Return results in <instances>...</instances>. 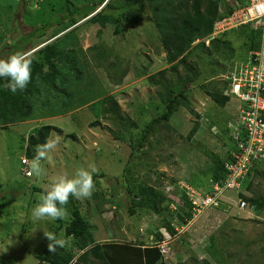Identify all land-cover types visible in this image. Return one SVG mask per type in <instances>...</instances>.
Segmentation results:
<instances>
[{"label": "rangeland", "instance_id": "374dc122", "mask_svg": "<svg viewBox=\"0 0 264 264\" xmlns=\"http://www.w3.org/2000/svg\"><path fill=\"white\" fill-rule=\"evenodd\" d=\"M29 1L33 8L39 7L40 0H22L24 5L19 2L14 7L16 10L20 6L18 11L9 14L10 6L16 0H0V5H4L0 16L3 18L0 21L1 33L7 29L9 32L6 36L12 35L18 39L33 30V26L28 25L31 17L24 15L27 12L25 4ZM55 1L57 9L65 2H53ZM76 1L80 5H92L99 0ZM96 12L97 10L82 21L88 22L87 19ZM8 15L13 17L10 25L6 17ZM4 21L8 27L4 25ZM151 26L153 25L149 21H143L136 26H126L123 34H115L113 27H108L110 29H101L102 34L99 35L100 27L91 24L82 25L79 31L80 46L88 61L86 70L94 77L96 84H93L96 90L90 96L91 100H99V94L104 89V93L114 95L120 105L121 115H127L130 121L125 120L123 124L108 115L110 118H101L98 126L90 127L89 121L95 118L94 111L88 109V105H83L61 115L40 114L43 117L14 122L0 128V264L40 263L37 254L49 242L44 237V231L54 233L55 221L32 220L31 210L42 194L38 188H45L53 178L61 175L72 177L79 168L89 171L94 168L95 172L92 174H98L94 180L92 197L75 199V203L90 221L95 238L99 241L157 243L158 227L163 228L166 217L170 219L169 214H156L147 208H138L139 212L132 214L128 188L137 190L140 184L151 186L152 183L177 200L182 187L188 186L192 193L193 190L203 193L212 188V182H209L205 174L210 172L214 153L225 156L231 147H235L230 137L237 134L235 129L240 117L238 108L241 102L233 98L226 106H219L206 93V85H201L209 84L207 87L210 88L209 81L212 78L218 80L219 85L223 84L226 73L240 60L227 61L224 75L219 73L212 77L213 73L208 72L212 59L203 53L197 56L198 51H195L191 57L199 61L203 73L199 80L189 83V101L182 102L169 124L152 123L154 131H146L147 138L141 144L139 139H142L145 122H151L157 115L155 104L162 105L160 90L163 88L151 83L149 77L163 69H167L166 74H163L165 80L172 74L175 76L174 71L169 68L171 64L166 62V53L161 47L156 30ZM106 30L109 31L107 34ZM210 40L211 38L206 41L207 45ZM3 41L10 42L0 36V48ZM98 51H104L100 58ZM240 52L246 54L245 49ZM9 56L8 53L1 54L0 59ZM146 67L147 75L139 76L138 72ZM125 69L128 71L127 75L117 82L116 79L121 77V71ZM183 71L184 68L180 66V72ZM146 109L148 112L143 114ZM75 111L76 118H73L71 114ZM196 121H199L200 129L188 140L187 136ZM44 124L59 126L64 129V133L61 136L55 134L59 137V144L49 154L50 158L41 162L43 174L39 177L26 176L21 159L26 156L28 138L36 128ZM68 133H75L77 136L69 137ZM29 159L31 163L33 158ZM260 168L263 172L253 176L254 193L243 186L240 191L246 195L264 194V161L260 162ZM127 174L133 181L131 185L126 180ZM191 182L200 187L191 186ZM197 199L201 198L198 196ZM222 199V204L215 207L216 211L213 206L209 207L193 215L187 223L178 224L179 234L168 241V248L173 252L167 259L168 264H204V260H208L210 264H264V210L256 211L250 202L241 208L240 198L235 190L226 191ZM173 207L178 208L179 204L175 203ZM211 208L214 209L210 210ZM212 212L218 218L207 223ZM71 217L72 213L68 211L67 218ZM192 228L216 236L210 249L204 242L197 244L195 237L189 234ZM62 234L61 231V238Z\"/></svg>", "mask_w": 264, "mask_h": 264}, {"label": "trees", "instance_id": "16d2710c", "mask_svg": "<svg viewBox=\"0 0 264 264\" xmlns=\"http://www.w3.org/2000/svg\"><path fill=\"white\" fill-rule=\"evenodd\" d=\"M53 1L40 0L38 8H33L30 1L26 2L25 11L27 12H24V15L27 16L28 14L29 18L31 17L28 25L33 26V30L27 35L15 39L12 35L6 36L9 30L6 29L4 33L0 31V36L5 40H10V42L3 41L2 48H0L3 50L0 55L5 53L9 55L27 54L39 47L27 54L32 60V79L25 90L12 93L4 87L9 81L0 78V128L14 122H23L45 115H61L83 105H88V109L94 111L95 118L89 121L90 127L98 126L101 118H110L107 117L108 115L114 121L119 120L123 124L126 122L125 120L130 121V117L121 115L120 105L114 95L104 93V89L99 94L101 95L99 100H91L90 96L96 90L93 84H96L94 77H91L90 72L86 70L88 61L80 46L79 31L82 25L95 24L99 26V35L102 34L101 29H110L108 27H113L115 34H123L126 26H136L143 21H149L150 25L152 23V29L154 27L156 30L161 47L166 53V62L171 64L169 68L174 71L175 76L172 74L169 79L165 80L163 74H166L167 69L150 75L151 83L159 84L163 88L160 90L162 105L156 103L154 109H156L157 115L151 122H145L142 139H139L141 144L147 138L148 132L146 131H154L155 127L152 123L167 122L169 124L172 115L180 108V105L189 101V83L199 80L203 73L199 67V61L191 57L195 51H198L197 56L203 53L212 59V66L208 72L213 73H210L213 77L219 73L224 75L227 70L225 67L227 61L229 63L239 59V65L246 63L250 58V53L260 49L262 45V29L256 28L252 24H242L212 37L215 23L229 17L235 9L247 3V0H234V2L231 0H123L122 2L99 0L92 5H80L76 0H64L65 2L58 9L56 1ZM104 1L107 2L104 4ZM19 2L22 3V0H16L12 3L9 14L18 11L20 6L16 10L14 7L15 5L17 7ZM101 3L104 4L102 8L99 7L102 5ZM3 6V4L0 5V16L4 9ZM96 10L97 12L87 19L88 22L82 21ZM6 17L10 25L13 17L10 15ZM2 20L3 18L0 19V21ZM81 21L82 23H80ZM5 23L6 21H4V25ZM108 32L106 30V34ZM61 33L63 34L60 35ZM53 38L54 40H52ZM209 38L211 40L207 45L206 41ZM244 49L246 50L245 55L240 52ZM97 54L100 58L104 51H98ZM238 64L232 68L235 69L234 71L230 69L226 73L227 77L223 84L219 85V81L212 78L209 81L210 88L207 87L209 84L205 83H202L201 86L205 87L206 85V93L219 106L224 107L233 98H236L238 102H241L238 108L240 111L243 106L242 101L227 93L233 74L240 69ZM180 66L184 68L183 72H180ZM218 66L221 67L220 70L217 68ZM127 72V69L122 70L121 77L116 81L122 80L121 78L126 76ZM205 72L207 73V71ZM147 73L146 67L141 69L138 75L144 76ZM155 77L158 79L154 80ZM76 112L71 114L73 118H76ZM147 112V109L143 110V114ZM199 129L200 123L196 121L187 139L191 140ZM51 133L61 136L64 129L52 124H44L35 129V132L28 138L25 148L29 158L34 157L35 146L44 143ZM67 136L76 138L77 135L68 133ZM235 138L236 134L234 137H230L235 147H231L225 156L213 154V165L210 172L205 174L210 183L220 182L226 178L228 174L226 163L235 160L233 156V151L237 148L234 143ZM261 172L263 171L260 168V163H255L247 178L243 180L242 186L246 190L253 191V176H257ZM129 176L126 175V180L131 185L133 181ZM96 177L98 174L94 173L93 179L95 180ZM192 184L200 187L195 183ZM137 188V190L128 188L132 201L130 212L136 214L139 212L137 211L138 208H147L156 214L165 215L168 213L170 219L166 217V222L162 227L168 229L173 236L177 232L171 224L173 219L176 218V224H185L188 219L194 217L193 204L186 190L181 189L179 191L180 197L177 200L169 196L164 190L156 188L155 184L152 183L151 186L140 184ZM38 190L43 193L45 188H38ZM205 191L208 193L211 189ZM237 197L250 202L256 211L264 210V194L246 195L239 190ZM75 199V197H70L68 204L64 206L67 213L68 211L72 213V217L55 220L54 234L61 238L59 234L62 231V238L68 240L69 244L64 248L58 247L55 253L48 252L47 244L37 254L39 264H168L167 255L155 243L99 241L96 239L90 221L82 214L80 207L75 203ZM171 202L179 204L177 211L172 212L170 210ZM216 210L217 208L214 209V211ZM217 218L218 215L212 212L207 223H211ZM158 228L156 241L163 239V231H160L162 228L161 226ZM200 232L192 228L189 234L195 237L197 244L204 242L210 249V245L216 236L211 235V233ZM206 251L208 252L207 249ZM170 253L172 255V250ZM204 262V264H210L208 260H204Z\"/></svg>", "mask_w": 264, "mask_h": 264}, {"label": "built area", "instance_id": "2783aa9c", "mask_svg": "<svg viewBox=\"0 0 264 264\" xmlns=\"http://www.w3.org/2000/svg\"><path fill=\"white\" fill-rule=\"evenodd\" d=\"M228 24L230 25L226 26ZM242 24H252L262 29V45L260 49L252 51L247 63L233 74L232 87L228 91L243 103L236 122L239 138L237 148L233 152L235 160L226 164L227 178L223 184H214L212 195L203 197L193 189L192 193L186 186L197 213L212 203L217 204L224 188L238 186L239 180L248 174L255 163L264 161V0H247V3L235 9L229 17L217 21L213 34L217 35ZM22 161L25 164L28 162L26 158ZM29 171L26 170L27 175ZM198 196L201 199H197ZM239 205L243 208L247 201L241 199Z\"/></svg>", "mask_w": 264, "mask_h": 264}, {"label": "clouds", "instance_id": "9594fccd", "mask_svg": "<svg viewBox=\"0 0 264 264\" xmlns=\"http://www.w3.org/2000/svg\"><path fill=\"white\" fill-rule=\"evenodd\" d=\"M102 6H101V8H102ZM234 28H236V27H234ZM218 34H220V33H218ZM213 37H215V36H213ZM52 40H54V38ZM246 63L240 64V65L238 64V67L240 66V68H241V66L245 65ZM31 65H32V60L30 59V57L28 55H26L24 53H15V54L10 55L6 59H0V78L6 79L9 81L8 83H6L4 85V87L6 89H9L12 93H16L17 91L25 90L27 88L28 84L31 82V79H32V67H31ZM231 83H232V81H231ZM231 83H230V88L232 87ZM229 89L227 90V93H228ZM228 94H230V93H228ZM239 114H240V111H239ZM27 121H29V120H27ZM54 136H55V133L49 134V136L46 138L44 143L37 144L35 146V149H34L35 155H34L33 159L31 160V163H30V159L27 156V154L25 157H22V159L26 158L28 160V162L26 161L27 164H25V163H23V161L21 159L22 170L24 171L26 176L35 175L36 177H39L43 174L44 170L41 167V162L49 159L50 158L49 154L54 152L57 149L58 144H59V137L55 136V138H53ZM238 138H239V136H238V134H236V138H235V142H234L236 146H237V139ZM226 169H227V165H226ZM26 170H30L28 172V175L26 174ZM93 172H95L94 168H92L91 171H89L85 168H79L76 170L75 174L72 177H68L66 175H61L59 177L53 178L51 180L50 184L45 187L44 192L40 196L39 202L32 208V210H31L32 220L35 222V221H41V220H45V219H48L51 221L66 219L67 218V211H66V208L64 206H66L68 204L70 197H75L77 200L90 199L92 197L94 190H95V182H94L93 174H92ZM247 176H248V174L239 180L238 186L233 187V188H231V187L230 188H224L222 194L220 195V197H218V201H217L218 203L217 204L212 203L209 206L205 207L204 210H206L212 206L213 207L220 206L223 202L222 197L224 196L226 191H228V190H235L236 192L239 191L240 188L242 187L243 180L246 179ZM226 178H227V176H226ZM226 178L221 180L218 183L223 184L224 181L226 180ZM215 183H217V182L211 183L212 188H211L210 192H208V193L207 192H203V193L199 192V193L203 197H206L208 195H212ZM191 186H193V185H191ZM182 188L184 190H186V193L188 194V197L193 204V207H192V212H194L193 215L197 214V212L194 210L195 204L193 202V199L191 198L190 194L188 193V188L186 186L182 187ZM243 200H245V199H243ZM240 201H241V199H240ZM240 201H239V204H240ZM174 204H175V202H171L170 206H169L170 210H172V212L177 211V209H178V208L173 207ZM171 224L176 228L177 232H176V235H174V236H177V234H179V228H178L179 225L176 224V218L172 220ZM163 229L165 231H163ZM160 231H163V239L160 241H156L157 243H155V244L161 249V251L164 254L167 255V259H169L172 255L170 253L171 248H168V244H169L171 238L174 236L166 228H162ZM44 237L49 241V243L47 245L49 253H55L57 251L58 247L64 248L69 244L68 240H66L64 238H58L57 235L51 231H44Z\"/></svg>", "mask_w": 264, "mask_h": 264}, {"label": "crops", "instance_id": "0c3cea01", "mask_svg": "<svg viewBox=\"0 0 264 264\" xmlns=\"http://www.w3.org/2000/svg\"><path fill=\"white\" fill-rule=\"evenodd\" d=\"M24 122H26V121H24Z\"/></svg>", "mask_w": 264, "mask_h": 264}, {"label": "water", "instance_id": "95a60500", "mask_svg": "<svg viewBox=\"0 0 264 264\" xmlns=\"http://www.w3.org/2000/svg\"><path fill=\"white\" fill-rule=\"evenodd\" d=\"M14 38H15V36H14Z\"/></svg>", "mask_w": 264, "mask_h": 264}]
</instances>
